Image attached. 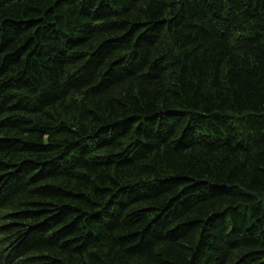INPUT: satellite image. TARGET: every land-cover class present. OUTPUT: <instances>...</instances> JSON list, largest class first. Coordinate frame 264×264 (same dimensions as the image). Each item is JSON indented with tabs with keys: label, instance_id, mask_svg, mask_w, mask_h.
I'll use <instances>...</instances> for the list:
<instances>
[{
	"label": "trees",
	"instance_id": "obj_1",
	"mask_svg": "<svg viewBox=\"0 0 264 264\" xmlns=\"http://www.w3.org/2000/svg\"><path fill=\"white\" fill-rule=\"evenodd\" d=\"M0 264H264V0H0Z\"/></svg>",
	"mask_w": 264,
	"mask_h": 264
}]
</instances>
